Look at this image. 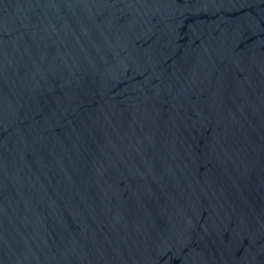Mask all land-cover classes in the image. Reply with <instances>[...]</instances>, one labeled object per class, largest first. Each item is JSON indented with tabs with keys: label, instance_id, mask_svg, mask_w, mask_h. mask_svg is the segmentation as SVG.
<instances>
[{
	"label": "water",
	"instance_id": "obj_1",
	"mask_svg": "<svg viewBox=\"0 0 264 264\" xmlns=\"http://www.w3.org/2000/svg\"><path fill=\"white\" fill-rule=\"evenodd\" d=\"M0 264H264V0H0Z\"/></svg>",
	"mask_w": 264,
	"mask_h": 264
}]
</instances>
